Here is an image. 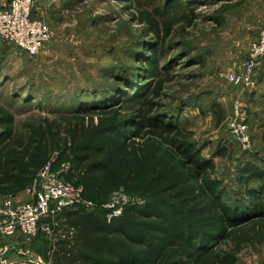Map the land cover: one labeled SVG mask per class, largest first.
I'll use <instances>...</instances> for the list:
<instances>
[{
	"label": "trees",
	"instance_id": "16d2710c",
	"mask_svg": "<svg viewBox=\"0 0 264 264\" xmlns=\"http://www.w3.org/2000/svg\"><path fill=\"white\" fill-rule=\"evenodd\" d=\"M155 54L149 44L137 59L144 63L138 70L143 79L154 78ZM150 80H123L125 88L96 103L98 113L78 107L19 127L0 105V197L24 191L53 158L52 169L67 163L61 177L81 186L93 204L64 213L43 254L50 264H237L243 244L264 241V169L241 163L237 182L258 184L245 188L243 202L224 201L213 162L225 154L223 144L206 157L193 130L153 112L152 99H144ZM155 84L152 92L159 94L163 80ZM119 189L136 200L107 218L104 204ZM38 236L45 235L33 240Z\"/></svg>",
	"mask_w": 264,
	"mask_h": 264
},
{
	"label": "rangeland",
	"instance_id": "374dc122",
	"mask_svg": "<svg viewBox=\"0 0 264 264\" xmlns=\"http://www.w3.org/2000/svg\"><path fill=\"white\" fill-rule=\"evenodd\" d=\"M34 2L32 17L40 16L53 35L39 53L31 57L0 38V105L14 115L17 127L78 107L98 113L96 103L125 88L123 80L140 85L150 80L138 74L144 63L137 59L154 44L156 70L144 99H152L153 112L177 117L178 124L193 130V139L205 145L204 156L223 144L225 156L213 158L222 198L230 204L244 201L245 188L258 182H237L238 166L248 160L264 169V58L251 88L228 82L225 74L241 69L264 18V0ZM156 79L163 80L159 94L152 92ZM235 102L248 125L250 150H243L228 130ZM121 107L122 113L130 111L126 104ZM15 240L16 250L3 257L10 264L44 260L53 243L46 236ZM5 243L12 242L0 239ZM237 264H264V241L243 244Z\"/></svg>",
	"mask_w": 264,
	"mask_h": 264
},
{
	"label": "built area",
	"instance_id": "2783aa9c",
	"mask_svg": "<svg viewBox=\"0 0 264 264\" xmlns=\"http://www.w3.org/2000/svg\"><path fill=\"white\" fill-rule=\"evenodd\" d=\"M34 0H9L0 6V38L14 45L33 57L52 39L50 27L40 19L32 17ZM264 57V18L258 28L256 39L250 44L246 57L239 71L225 74L228 82L243 89L255 84L256 70L259 60ZM228 130L231 137L243 150H250L252 143L248 125L245 122L242 107L235 102L232 115L228 119ZM53 158L46 161L25 187L24 194L28 200H20L17 196H6L0 201V238L13 237L19 231L25 239H33L38 232L55 240L56 231L64 220L67 210L79 207L91 208L93 204L82 197L81 186L64 181L62 172L67 163H61L52 169ZM135 197L126 194L122 189L113 191L104 206L108 209L107 218L120 214L122 206L135 201ZM57 229V230H56ZM13 244L0 245V264H10L3 254ZM23 264H50V260L25 261Z\"/></svg>",
	"mask_w": 264,
	"mask_h": 264
},
{
	"label": "crops",
	"instance_id": "0c3cea01",
	"mask_svg": "<svg viewBox=\"0 0 264 264\" xmlns=\"http://www.w3.org/2000/svg\"><path fill=\"white\" fill-rule=\"evenodd\" d=\"M5 2H6V1H4V0H0V5H3ZM263 58H264V57H263ZM260 60H261V59H260ZM260 60H259V63H260ZM259 63H258V64H259ZM16 196H17L18 199L23 200V201L28 200V198H29L28 196H26V195L24 194L23 191L19 192L18 195H16ZM2 198H3V197H0V201H1ZM65 214H66V213H65ZM23 237H24V236H23L19 231H17L13 237H9V238H0V239H10V241L12 242V244L15 246L14 250H16V248L18 247V240H15V238H22V239H23ZM12 239H14V240H12ZM8 244H11V243H8ZM8 252H9V250H7V251L5 252V254H7ZM5 254H3V257H4ZM5 259H6V258H5Z\"/></svg>",
	"mask_w": 264,
	"mask_h": 264
},
{
	"label": "water",
	"instance_id": "95a60500",
	"mask_svg": "<svg viewBox=\"0 0 264 264\" xmlns=\"http://www.w3.org/2000/svg\"><path fill=\"white\" fill-rule=\"evenodd\" d=\"M74 211H75V210H67V211H66V214H67V215L72 214V213H74Z\"/></svg>",
	"mask_w": 264,
	"mask_h": 264
}]
</instances>
